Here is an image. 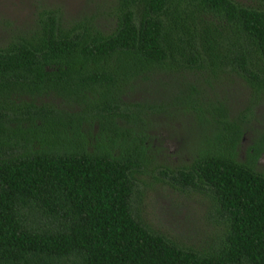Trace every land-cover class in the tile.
<instances>
[{
  "label": "trees",
  "instance_id": "1",
  "mask_svg": "<svg viewBox=\"0 0 264 264\" xmlns=\"http://www.w3.org/2000/svg\"><path fill=\"white\" fill-rule=\"evenodd\" d=\"M95 6L103 19L40 7L0 46V264H264V173L254 169L264 133L238 160L242 118L197 87L234 73L245 111L264 93V0ZM154 76L184 86L170 96L202 133L171 175L214 207L219 232L200 248L151 229L133 207L145 145L115 120L141 121L122 97ZM47 95L76 110L35 102Z\"/></svg>",
  "mask_w": 264,
  "mask_h": 264
},
{
  "label": "rangeland",
  "instance_id": "2",
  "mask_svg": "<svg viewBox=\"0 0 264 264\" xmlns=\"http://www.w3.org/2000/svg\"><path fill=\"white\" fill-rule=\"evenodd\" d=\"M100 1L105 0H0V46L17 29H23L40 7L57 9L66 21L90 12H95L103 19L106 16L102 13L104 7L95 6ZM235 1L243 5L262 2ZM223 77L197 87L203 88L209 98L212 93L211 96L215 97L211 99L212 102L223 105L228 110L229 118H242L246 131L241 136L236 153L237 159L243 161L247 158V148L254 138L264 133V93L254 97L249 110L245 111L247 87L234 73ZM129 86L135 90L122 97V108L140 109L141 121L137 124L127 122L125 118H116L115 121L117 126L138 132V137L145 145L140 172L135 174L139 201L133 207L151 229L179 244L200 248L219 232L216 223L218 219L213 214L214 207L207 193L199 188H182L171 180L173 172L189 162V154L197 151L202 138L194 116L170 96L173 91L184 86L178 81L158 76L139 81L134 86L130 83ZM159 100H162L161 108L155 107V104H160ZM35 102L53 103L57 108L70 112L76 110L75 105L56 96L39 97ZM141 102L142 107H138ZM202 103L199 102V105ZM129 152L132 154V149ZM254 169L264 173V151L257 157Z\"/></svg>",
  "mask_w": 264,
  "mask_h": 264
}]
</instances>
